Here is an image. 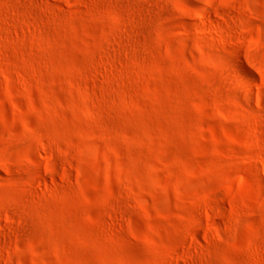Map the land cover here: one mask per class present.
<instances>
[{
  "label": "rangeland",
  "instance_id": "374dc122",
  "mask_svg": "<svg viewBox=\"0 0 264 264\" xmlns=\"http://www.w3.org/2000/svg\"><path fill=\"white\" fill-rule=\"evenodd\" d=\"M0 264H264V0H0Z\"/></svg>",
  "mask_w": 264,
  "mask_h": 264
},
{
  "label": "bare ground",
  "instance_id": "6f19581e",
  "mask_svg": "<svg viewBox=\"0 0 264 264\" xmlns=\"http://www.w3.org/2000/svg\"><path fill=\"white\" fill-rule=\"evenodd\" d=\"M245 89L244 90H249V88L248 87H244Z\"/></svg>",
  "mask_w": 264,
  "mask_h": 264
}]
</instances>
